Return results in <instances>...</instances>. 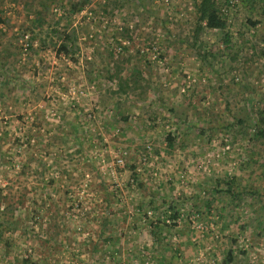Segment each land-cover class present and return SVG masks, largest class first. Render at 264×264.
<instances>
[{
	"label": "rangeland",
	"instance_id": "rangeland-1",
	"mask_svg": "<svg viewBox=\"0 0 264 264\" xmlns=\"http://www.w3.org/2000/svg\"><path fill=\"white\" fill-rule=\"evenodd\" d=\"M201 2L0 0V264H264V0Z\"/></svg>",
	"mask_w": 264,
	"mask_h": 264
},
{
	"label": "trees",
	"instance_id": "trees-1",
	"mask_svg": "<svg viewBox=\"0 0 264 264\" xmlns=\"http://www.w3.org/2000/svg\"><path fill=\"white\" fill-rule=\"evenodd\" d=\"M0 22H2V21L0 20ZM198 22H199V30L200 31H202L204 29L225 31L227 28L226 22L223 20V18L221 17L220 13L217 10L216 0H202L201 5L198 9ZM226 36L229 37L228 33ZM70 39L74 42L76 37L71 38V36H70L65 42H63L61 44V47L66 52H68V50H69V42L68 41ZM229 43H230V39L226 38L225 44L227 45ZM123 71H124V68L121 67L119 65V63L116 62L114 71H113V73H111L109 75V79L112 81L115 80V82H116L115 85L118 86L120 91L122 90L123 94L124 93L128 94V92H131L132 90L136 89L135 85H137L138 81L135 82V80H134L135 75H133V77H132V75L130 77H126V78L123 77L122 76ZM256 134H257L256 135L257 138L264 140V120L262 121L261 127H259ZM5 210H6V213L14 212V210L12 208H9V207H7ZM5 217H7V216H5ZM6 224L8 225V221H6V219H5V224H3V225H6ZM14 226L17 227L15 224H14ZM11 228H12V226H11ZM262 231L264 232V227H263ZM233 260H234V256L232 255V253H230L228 256L227 262H225V264H227L228 262H233Z\"/></svg>",
	"mask_w": 264,
	"mask_h": 264
},
{
	"label": "built area",
	"instance_id": "built-area-1",
	"mask_svg": "<svg viewBox=\"0 0 264 264\" xmlns=\"http://www.w3.org/2000/svg\"><path fill=\"white\" fill-rule=\"evenodd\" d=\"M237 3H238V0H229V4L231 5V7H234V5Z\"/></svg>",
	"mask_w": 264,
	"mask_h": 264
}]
</instances>
